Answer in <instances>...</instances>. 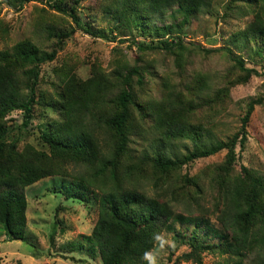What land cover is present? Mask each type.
<instances>
[{
  "label": "trees",
  "instance_id": "trees-1",
  "mask_svg": "<svg viewBox=\"0 0 264 264\" xmlns=\"http://www.w3.org/2000/svg\"><path fill=\"white\" fill-rule=\"evenodd\" d=\"M0 1L22 8L32 0ZM50 1L51 8L68 16L73 23L69 30L49 28L48 37L56 40L53 49L42 51L29 40H22L0 51V230L7 240L26 242V187L46 177L67 176L69 185L60 188L65 200L87 203L91 197L96 204L97 219L87 238L97 248L101 264H148L146 257L163 229L173 232L179 242L177 251L184 246L180 255L183 260L200 264L201 254L208 252L223 257L215 264H264V175L245 167L239 173L234 169L236 141L240 137L242 146L245 136H236L228 142H204L208 130L190 121L194 107L223 102L232 86L247 82L257 71L246 67L242 55L223 47L205 51L226 52L230 57L233 65L227 85L213 96L201 97L208 85L204 76L197 75L189 87L197 94V102L192 97L183 99L181 93L168 92L169 85L165 82L164 93H168L161 101L142 100L134 90V84L140 89L144 87L142 69L125 64L111 75L93 65L86 80L79 78L71 67L61 65L54 69L59 83L53 94L48 97L37 94L40 67L55 59L57 49L75 31L108 39L103 31L94 32L80 20L75 7L77 0L71 6L64 5V0ZM211 1L119 0L117 7L113 2L115 9L109 14L117 20L115 29L119 37L124 38L118 40H130L134 30L140 31L149 43L131 41L139 52H170L181 66L186 50L182 39L185 28ZM246 1L252 20L238 35L244 39V47L252 52L249 55L252 60L264 55V0ZM232 4L233 0H228L226 8L235 6ZM154 20L161 25L150 29ZM22 86L27 90L25 94ZM260 102V99L253 101L246 110L242 129L254 104ZM34 104L43 110V122L36 127L37 143L25 138L21 142L4 119L11 112L20 111L23 114L20 126L27 129ZM148 122L164 146L152 153L135 155L130 149L131 136L140 135ZM23 129L21 135L26 133ZM185 140L192 143V149L180 152L165 146ZM222 150L223 161L205 172L209 185L216 190L218 202L214 209L220 227L207 216L175 213L167 201L170 189H165L173 173L177 174L173 177L179 185L180 180L184 187L187 185L186 197L196 201L201 196V184L195 177L178 176L180 168ZM148 171L157 186L162 183L164 200L124 187L135 173L146 177ZM176 224L189 234L185 236L183 230L173 228ZM251 253L256 256L248 258Z\"/></svg>",
  "mask_w": 264,
  "mask_h": 264
},
{
  "label": "rangeland",
  "instance_id": "rangeland-1",
  "mask_svg": "<svg viewBox=\"0 0 264 264\" xmlns=\"http://www.w3.org/2000/svg\"><path fill=\"white\" fill-rule=\"evenodd\" d=\"M75 1L64 0V5L71 6ZM77 1L75 7L80 20L88 24L94 32L103 31L108 35V39L75 31L63 41L62 48H56L55 59L40 67L37 94L42 93L46 97L53 94L56 84L59 83L58 77L54 75V69L61 65L71 67L79 78L86 80L91 76L90 69L93 65L101 72L111 75L125 64L128 67L142 69L144 87L140 89L134 84V90L143 98L142 100L161 101L169 91H172L175 94L181 93L183 99L192 97L194 102H197V94L189 88L193 85L194 78L202 75L207 82L208 88L201 93V97L205 94L213 96L227 85V77L233 65L226 52L205 50L230 47L235 54L242 55L246 67H253L257 74L252 75L247 82L232 86L223 102L194 107L195 111L190 121L193 124L200 123L208 130L206 133L209 132V135L204 134V142L216 140L228 142L236 136L244 135L243 145H240L239 137L234 149L235 172L239 173L241 168L245 167L264 175V55L255 56L251 60L249 55L252 52L244 47V39L238 35L239 31L252 20L251 9L246 0H233L232 5L235 6H231L230 9L226 8L228 0H212L208 7L203 8L192 18L182 37L186 50L181 66L173 53L163 50L139 52L131 41L149 43L148 38L141 36L140 31L134 30L130 40H118L124 38L119 37V32L115 29L117 20L109 13L115 9L113 2L115 1L117 7L119 0ZM49 2L51 1L32 0L18 8L0 1V51L10 49L22 40H29L42 51H51L56 40L48 37L49 28L69 30L73 23L68 16L51 8ZM160 25L158 20H154L150 29ZM123 31L121 30V33H124ZM114 36L116 38H112ZM163 82L169 85L168 92L164 93ZM22 91L24 94L27 92L23 86ZM257 99L261 102L254 104L248 122L242 129V118L251 103ZM22 115L20 111H13L4 122L8 129L18 134L21 142L25 138V141L36 144V127L43 122V110L40 105L34 104L33 118L27 129L20 126ZM21 129L26 133L22 132L21 135ZM143 129L140 135L133 133L131 136L130 149L133 154L140 155L144 151L152 153L157 147L163 148L164 144L155 130H152L150 122L145 123ZM165 146L180 152H184L186 148L192 149L189 140ZM224 155L225 151L222 150L180 168L178 176L187 175L189 179L195 177L201 184V196L196 201L187 198L185 190L187 185L184 187L181 180L179 185L178 179L176 181L173 177L177 174L173 173L168 185L170 187L166 186L165 189L166 191L170 189L168 198L171 201L168 198L167 201L175 213L184 216H207L216 227H220L218 214L214 209L218 202L216 190L209 185L205 172L221 163ZM156 182L150 171L146 177L135 173L125 181L124 187L142 192L149 198L159 196L160 200H164L161 197L162 183L157 186ZM69 183L70 179L67 176H52L26 187V242L8 241L4 232L0 230V264H86V262L101 264L97 248L93 247L87 238L97 219L96 204L91 197L87 203L76 199L65 200L60 188L68 186ZM85 193L92 196L89 191ZM173 228L183 230L185 236L189 234L185 233V228L180 224ZM173 235L172 231L165 229L160 232L154 248L146 257L148 264H197L180 258L184 246H180L177 251L179 242ZM254 256L256 253H251L248 258ZM222 258L213 253L203 252L200 264H215Z\"/></svg>",
  "mask_w": 264,
  "mask_h": 264
}]
</instances>
